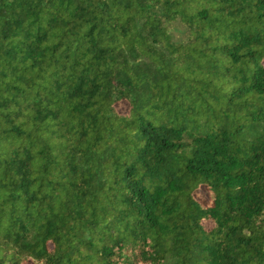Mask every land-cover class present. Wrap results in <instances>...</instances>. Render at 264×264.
<instances>
[{
    "label": "trees",
    "instance_id": "obj_1",
    "mask_svg": "<svg viewBox=\"0 0 264 264\" xmlns=\"http://www.w3.org/2000/svg\"><path fill=\"white\" fill-rule=\"evenodd\" d=\"M0 264H264V0H0Z\"/></svg>",
    "mask_w": 264,
    "mask_h": 264
},
{
    "label": "rangeland",
    "instance_id": "obj_2",
    "mask_svg": "<svg viewBox=\"0 0 264 264\" xmlns=\"http://www.w3.org/2000/svg\"><path fill=\"white\" fill-rule=\"evenodd\" d=\"M117 107H118V110H119L120 112H124V111H125V108H126L124 104H120V105H118ZM199 197L201 198L202 195L199 196Z\"/></svg>",
    "mask_w": 264,
    "mask_h": 264
}]
</instances>
